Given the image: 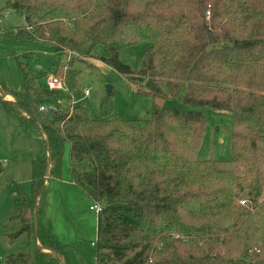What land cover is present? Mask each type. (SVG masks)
Returning <instances> with one entry per match:
<instances>
[{
  "label": "trees",
  "instance_id": "trees-1",
  "mask_svg": "<svg viewBox=\"0 0 264 264\" xmlns=\"http://www.w3.org/2000/svg\"><path fill=\"white\" fill-rule=\"evenodd\" d=\"M5 7L0 17L12 10L25 25L1 36L87 56L104 46L109 56L101 60L131 83L147 82L154 98L230 112L233 125L232 159L200 161L201 111L155 105L148 120H113L109 95L99 120L81 105L70 118L45 115L41 105L66 95L48 91L46 74L20 61L24 90L0 80V95L19 100L36 122L15 101L0 97V106L38 126L52 160L48 170L46 150L31 162L29 197L11 182L23 196L16 236H28L29 250L6 264H71L67 246L34 236L38 199L47 177L60 180L66 145L71 182L103 206L95 264H264V0H7ZM116 43L151 45L139 71L121 60ZM80 75L69 67L66 80L83 95ZM241 197L258 203L241 207Z\"/></svg>",
  "mask_w": 264,
  "mask_h": 264
},
{
  "label": "rangeland",
  "instance_id": "rangeland-1",
  "mask_svg": "<svg viewBox=\"0 0 264 264\" xmlns=\"http://www.w3.org/2000/svg\"><path fill=\"white\" fill-rule=\"evenodd\" d=\"M7 0H0V10L5 9ZM208 12V18L209 16ZM25 20L15 11L4 10L0 17V31H11L23 27ZM143 43L125 46L120 43L112 47L119 49L120 58L133 70L139 71L142 56L150 48ZM26 54L32 58L23 59ZM109 50L98 46L91 56L85 53L67 52L43 42L11 40L0 35V80L12 91H23L25 79L20 61H25L34 71L46 76H62L64 67L80 72L82 91L90 89V95H75L77 105L89 109L92 119L99 120L100 105L106 98L108 87L114 104L113 120H148L153 107H178L185 111H201L206 119V133L196 159L200 161H229L232 159V114L210 108L193 109L177 101L156 99L147 91V82L131 83L126 77L106 65ZM70 58V59H69ZM67 69V72H68ZM66 72V76H67ZM46 79V77H45ZM45 79L41 84L45 87ZM7 101H14L7 95ZM39 128L29 122L24 124L17 116L0 106V162L4 172L0 176V264H6L10 255L27 253L29 238L26 234L16 236L21 222L16 217V205L23 196L14 191L11 182L16 181L26 196H30L31 162L45 153V144L39 136ZM70 147L65 146L60 180L49 182L43 198L38 219L39 232L67 246L71 264H95L98 215L90 210L94 202L78 186L71 183ZM246 199L255 206L257 202ZM243 207L242 205H240Z\"/></svg>",
  "mask_w": 264,
  "mask_h": 264
},
{
  "label": "built area",
  "instance_id": "built-area-1",
  "mask_svg": "<svg viewBox=\"0 0 264 264\" xmlns=\"http://www.w3.org/2000/svg\"><path fill=\"white\" fill-rule=\"evenodd\" d=\"M70 59V58H69ZM67 67H64L62 76H47L45 79V88L48 91H59L66 95L65 100H58L55 103L41 105L38 110L40 113L45 115H59L61 113H69L68 118L72 116L74 107L77 106V99L71 92L67 80L66 72ZM90 95V89L84 90L83 96L88 97ZM264 200V197H263ZM240 205L247 206V200L242 199ZM91 211H94L98 216L103 211V206L100 203L94 202L90 207Z\"/></svg>",
  "mask_w": 264,
  "mask_h": 264
},
{
  "label": "water",
  "instance_id": "water-1",
  "mask_svg": "<svg viewBox=\"0 0 264 264\" xmlns=\"http://www.w3.org/2000/svg\"><path fill=\"white\" fill-rule=\"evenodd\" d=\"M111 90L112 88L108 87V90H107V95L109 96L111 94ZM1 98L3 99H6L8 96L7 95H0ZM14 101L21 107V109L25 112V114L31 119L33 120L34 122H36V120L34 118H32L30 115H29V112L27 110V108L17 99H15L13 97ZM45 138H46V150H47V155H48V170L50 169L51 167V160H52V157H51V153H50V149H49V142H48V139H47V136L44 134ZM48 186H49V177H47V181H46V186L44 188V190L42 191L39 199H38V203H37V206H36V209H35V214H34V236H35V239L37 240L38 239V233H39V223H38V219H39V212H40V208H41V204H42V201H43V198L48 190ZM48 252H51L53 253L52 251H48Z\"/></svg>",
  "mask_w": 264,
  "mask_h": 264
},
{
  "label": "crops",
  "instance_id": "crops-1",
  "mask_svg": "<svg viewBox=\"0 0 264 264\" xmlns=\"http://www.w3.org/2000/svg\"><path fill=\"white\" fill-rule=\"evenodd\" d=\"M18 28V27H17ZM72 183V182H71ZM73 184V183H72ZM74 185V184H73Z\"/></svg>",
  "mask_w": 264,
  "mask_h": 264
}]
</instances>
